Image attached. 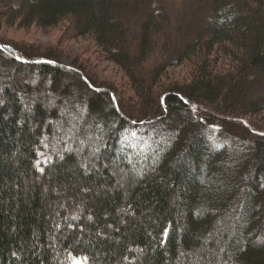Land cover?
<instances>
[{
    "label": "trees",
    "instance_id": "1",
    "mask_svg": "<svg viewBox=\"0 0 264 264\" xmlns=\"http://www.w3.org/2000/svg\"><path fill=\"white\" fill-rule=\"evenodd\" d=\"M66 18L136 101L0 38V264H264V0H0Z\"/></svg>",
    "mask_w": 264,
    "mask_h": 264
},
{
    "label": "rangeland",
    "instance_id": "2",
    "mask_svg": "<svg viewBox=\"0 0 264 264\" xmlns=\"http://www.w3.org/2000/svg\"><path fill=\"white\" fill-rule=\"evenodd\" d=\"M70 23L66 18L58 25L48 29H42L36 24L29 27L3 25L0 27V38L5 42L34 46L33 48H37L43 54L52 49L58 54L61 63L64 65L71 66L77 71L84 70L86 74L98 83L116 88L123 98L136 101L135 92L130 87L125 71L108 59L104 50L97 45L93 36H77L73 33ZM190 67L189 64L172 67L169 69V76H171V79H187ZM67 83L72 84L74 80L66 79ZM37 84L33 86L38 88ZM42 91L47 95L49 92L48 87L44 85ZM57 93H61L60 90H56V92L51 94L55 96ZM27 99H29V96H27ZM44 100L42 103L51 107L55 104L53 100H48L47 97ZM260 118L264 120L263 115ZM45 160L42 157L40 163H45ZM84 260L83 257H74L72 264H75L76 261H80V264H83Z\"/></svg>",
    "mask_w": 264,
    "mask_h": 264
},
{
    "label": "water",
    "instance_id": "3",
    "mask_svg": "<svg viewBox=\"0 0 264 264\" xmlns=\"http://www.w3.org/2000/svg\"><path fill=\"white\" fill-rule=\"evenodd\" d=\"M113 99H114V102H115V104L117 103L116 102V97H115V95L113 94ZM246 123V122H245Z\"/></svg>",
    "mask_w": 264,
    "mask_h": 264
},
{
    "label": "snow or ice",
    "instance_id": "4",
    "mask_svg": "<svg viewBox=\"0 0 264 264\" xmlns=\"http://www.w3.org/2000/svg\"><path fill=\"white\" fill-rule=\"evenodd\" d=\"M75 264H80V261H76Z\"/></svg>",
    "mask_w": 264,
    "mask_h": 264
}]
</instances>
